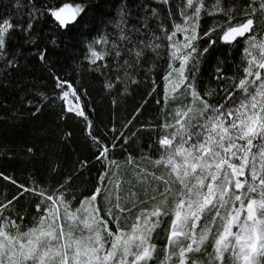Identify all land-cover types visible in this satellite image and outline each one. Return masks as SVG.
Wrapping results in <instances>:
<instances>
[{
    "label": "snow or ice",
    "instance_id": "1",
    "mask_svg": "<svg viewBox=\"0 0 264 264\" xmlns=\"http://www.w3.org/2000/svg\"><path fill=\"white\" fill-rule=\"evenodd\" d=\"M162 2L167 3V0ZM220 2L221 0H216V11L223 12L230 23L233 8H221ZM255 2L256 0H250L249 7ZM202 7V0H186V8L192 10L191 14L182 12L185 22L175 24L170 34L165 30L163 37L172 42L177 33H185L182 42L177 40L170 44L172 63L164 77L166 82L174 84L171 92L166 84L165 100L181 101V106L175 109L173 123L165 121L161 125L163 129L171 128L173 131L157 141L160 155L151 161L155 166H163L167 176L174 178L181 186L179 192L174 194L171 213L174 218L170 223L167 246L178 251L169 252L161 264H167L173 256L177 257L178 264H189V261L190 264H201L189 254L201 253L210 237H213L212 252L205 250L208 264H224L226 254L231 264H264V36L257 39L258 34L253 33L252 18L260 11L264 19V0H259V8H252L251 13L246 9L243 11V15L249 16L246 22L228 27L219 24L199 37L197 29ZM35 11L34 9L30 14L33 18ZM82 11L80 6L64 4L57 10H51L50 15L60 26H66ZM190 21L194 23L190 25ZM12 27L7 21L0 22V60L5 57V34ZM31 27L29 22L24 31L28 32ZM189 27L190 35L187 34ZM217 27L225 28L219 39L226 43H232L246 33H253L246 39L243 76L238 82L234 77L230 78L234 90L227 93L224 102L219 105L208 102L206 97L213 95L212 92L201 96L195 87L199 60L217 42L215 38H211ZM204 37L209 38L206 47L201 49L198 44L193 46V41ZM120 39L129 37L122 35ZM95 43L107 44V37H101ZM160 46L156 44L152 47L155 50ZM112 48L115 55L119 56L120 51L115 43ZM89 49L92 63L109 54L97 52L93 45H89ZM45 52L46 50L39 54L42 62L45 60ZM135 55L139 57L141 52H136ZM177 61L179 66L175 67ZM186 71L189 75H185ZM173 73L175 77L170 80ZM55 79L56 87L63 90V99L66 100L71 92L79 100L69 82L59 77ZM217 79L224 77L221 75ZM236 92L240 95L236 96ZM187 97L191 98L190 101H186ZM68 103L71 104V101ZM197 104L202 107H197ZM67 111H75L76 115L87 121L84 111L78 109V105L68 107ZM88 126L90 127V123ZM89 135L92 142L98 145L96 159L103 160L106 164L94 192L84 197L79 207L72 210L71 201L64 199L65 193L60 189L55 190L52 195H46L44 189H31L42 197L41 204L46 201L51 203L46 204L45 212L36 225L24 232L20 231V225L15 220L4 215L7 205H0V264H149L153 259L156 246L151 243V234L159 227L161 216L169 213L158 204L151 211L142 209L129 231L120 228L121 215L131 212L138 202L144 201H138L133 192L130 193L133 197L132 207L121 205L120 181H113L109 177L112 166L119 168L117 162L108 157L116 145L113 143L106 146L99 138L91 133ZM124 139L126 143L127 138ZM127 162L133 164V158L129 156ZM86 166L87 162H82L81 167ZM136 167L139 168V165ZM134 174L138 183H146L149 176L162 182L164 188L159 194L163 200L160 204H166L171 186L164 175L157 176L146 169L134 171ZM106 178L108 185L114 184L115 196L105 185ZM69 180L70 178L65 180V184ZM20 187L24 192L30 191L23 185ZM60 188H64V185H60ZM155 191L153 188V192ZM145 194L147 195V190ZM101 196L109 205L105 208V214L116 225L115 232L109 227L108 220L100 214L101 210L96 202ZM113 199L115 203H112ZM150 199L155 201L156 196L152 195ZM39 208L38 204V211ZM113 209L117 210V214H113ZM206 217L209 219H205ZM202 219L203 225L200 223ZM9 227L15 229L16 235L6 230ZM233 228L236 230L233 231ZM25 237L28 238L26 243L22 242ZM182 240L190 242L185 245L181 243Z\"/></svg>",
    "mask_w": 264,
    "mask_h": 264
},
{
    "label": "trees",
    "instance_id": "2",
    "mask_svg": "<svg viewBox=\"0 0 264 264\" xmlns=\"http://www.w3.org/2000/svg\"><path fill=\"white\" fill-rule=\"evenodd\" d=\"M56 2L57 0H0V13L13 12L15 20L14 16H17L21 10L28 15L36 10L34 29L30 30L29 35L14 32L15 35L12 36L14 41L9 35L8 49L4 52V59L0 60L2 69L0 72V174H2L0 205H7L4 215L15 220L20 225L21 232L35 226L40 216L44 214L46 204L51 203L46 201L41 204L42 197L31 189H44L46 195H52L55 190L60 189L65 193L64 199L71 201L72 210L79 207L84 197L94 192L106 164L105 161L96 159L98 145L92 142L89 133L99 138L106 146H111L118 139L131 136L150 154L155 153L160 137L158 122L161 118V100L165 90L164 77L169 72L172 49L171 42L163 39L166 34L164 31L160 39L156 37H160V25L163 29L162 25L173 23L172 12L161 9L160 12L154 13L151 10L153 2L148 0L144 3L142 0H82L84 9L77 19L67 23L66 26H60L59 22L50 15V11L57 5ZM235 3L232 7L236 6ZM249 3L250 0H242L240 7L242 5V9H246L249 13L252 12V8H259V3H253L251 7ZM118 4L123 21L131 17L135 19L132 24L134 30L130 32L128 27H119L124 29L123 32L129 37L125 41H119V38L115 40L116 45L123 47L121 59L115 57L113 50L105 68L90 69L85 59L80 58V53L84 49L79 39L83 35L86 37L92 30H99L106 20L108 24L111 20L115 22ZM149 4L151 8L147 9ZM233 12L232 15L237 16ZM41 13L44 14L42 19L35 21L38 15H42ZM175 13L178 15V11ZM3 16L1 15L0 18ZM252 17L255 18L256 25L260 26L259 28L254 25L255 33L260 35L264 31L262 13L257 11ZM27 19L28 16L24 24ZM44 22L47 23V27ZM228 23V18L223 12L204 14L199 19L198 36L203 37L205 32L219 24L227 27ZM50 25L56 33L55 43L47 35V31H52ZM108 28H111V25ZM224 30L225 28L217 27L216 31L212 32L211 38H215L217 42L200 58L195 81L196 89L201 96L206 92L213 93L206 98L210 104L216 105L223 103L226 94L234 90L230 78L234 77L238 82L243 76V55L246 48L243 37H237L232 43L221 41L219 36ZM116 35L121 37L123 33L118 29ZM46 36H49L50 40ZM29 37L36 39L40 37L36 47L31 45ZM106 37H108L107 33ZM208 39L204 37L196 42L203 49L207 46ZM156 44L161 46L153 50L152 46ZM44 50H46L45 60L42 62L39 54ZM119 51L122 50L119 48ZM136 52H141V55L137 57ZM9 61L12 63L10 64ZM125 61L128 63L125 64ZM68 68L73 69V77L79 80L77 88L73 90L80 97L87 121L84 117L76 115L75 111H67L69 106L67 100L62 98L61 89L53 92L54 72L67 74ZM76 69L83 73L77 76ZM217 69L220 71L218 72ZM221 75L224 79H217ZM154 97L159 103L154 101ZM113 151L109 152L108 157L110 154L113 155ZM82 162H87V166L81 167ZM112 174L111 170L109 177H112ZM4 177L10 179L6 180ZM68 178L70 180L65 184ZM168 181L171 194L168 195L166 204H160L163 197L159 193L164 185L134 186L124 179L121 191L119 189L122 206L132 207L133 197L130 193L133 192L136 193L138 201H144L138 202L131 212L121 215L120 228H124V224L133 220L142 209L151 211L158 204L169 213L161 216L159 227L151 234V243L156 246V250L149 264H161V261H164L168 253L173 250L167 246L174 194L178 192V188L173 180ZM62 184L64 188H60ZM21 185L30 191L24 192ZM153 188L156 189L155 192ZM152 195L156 196L155 201L150 199ZM16 197L18 198L14 199ZM96 203L101 210V216L108 220L109 227L115 232L116 225L105 214L107 205L102 202L101 197H98ZM112 203H115L114 199ZM113 214H117L116 209H113ZM200 223L203 225L204 220L202 219ZM65 225L67 228L66 223ZM6 230L16 234L15 229L11 227ZM212 239L213 237L209 238L201 253L189 255L198 259L201 264H208L205 250L208 253L212 252ZM167 264H178L177 257L173 256ZM224 264H231L227 254Z\"/></svg>",
    "mask_w": 264,
    "mask_h": 264
},
{
    "label": "rangeland",
    "instance_id": "3",
    "mask_svg": "<svg viewBox=\"0 0 264 264\" xmlns=\"http://www.w3.org/2000/svg\"><path fill=\"white\" fill-rule=\"evenodd\" d=\"M81 1L82 0H80V1L79 0H57V2H56L57 5L54 6L55 8L53 10L59 9L64 4H70L73 7L80 6V7H82L84 9V4ZM148 1H150L151 3L153 2V5H151L152 6L151 10L154 13H156V11L160 12V10L163 9L165 11L167 10L169 12H172V14H173V19H174L173 23H171L169 25H166V24L162 25L163 29H162L161 25L158 22H155L158 25H160L159 26V30H161V32H159L160 38H161L162 31L165 32V30H167V33L170 34L171 31L174 30L175 24H183L185 22L184 16L181 14L182 12L191 14V11H192L191 9L186 8V0H167V3L162 2V0H148ZM241 1L242 0H233L231 2V0H221L220 7L221 8H225V9L228 8L229 6L232 7V4L236 2L235 3L236 6L232 7V8H235L233 10L234 11L233 13L236 14L237 16L232 15L233 19L230 22V24L228 23L229 25L228 24L226 25L227 27L228 26H235L238 23L246 22V20L249 18V16L243 15L244 8L242 9V5L240 7V2ZM142 2L144 3L145 0H142ZM202 2H203V7L201 9L200 17L202 15H204V14H207L208 12H212V13L217 12L216 11V7H215L216 6V0H202ZM255 3H259V0H256ZM119 4L116 6V13H115L116 14V21L115 22H114V20H111L110 24H108L109 22L106 20V21H104L105 22L104 25L101 26L99 30H94V31L92 30V32H90L86 37H85V35H83V37L79 39V41L83 45V49H84V51H82V53H80V58L85 59L87 64L90 66V69L99 68V67H101V69L105 68L107 63H108L109 57L112 56V51H113L112 44L115 43V40L117 38H119V41L127 40V39L121 40L120 36L117 37L116 33H117L118 29L121 31V33H123V36H127L128 37V34L123 32L124 29L121 30V28L117 27L118 24L121 25V26H124L126 28L128 27L130 32H133V30H134V28L132 27V24L135 22V19L131 17V18H128V20L123 21V18H122L123 15L121 14V12H119V8H120ZM150 8L151 7H150V4H149V6H147V9H150ZM175 11H178V15H177V13H175ZM17 14H18L17 16H14V17H16V20H15V18H13V15H14L13 12L5 11L3 14L0 13V16L4 15L2 18H0L1 21H7V22H9L10 24L13 25V27L9 30V32L5 34L4 52L8 49L9 39H10L9 35L12 38V36L15 35L14 32H16V31L17 32H23V34H25V35H29L30 30H33L34 27H35V23H33L34 22V18L33 17H31L30 15H28L26 13L24 14V12L22 10L20 12H18ZM41 14L42 15H38L35 18V21H37L39 19H42L44 14L43 13H41ZM78 15H77V17H78ZM157 15H158V13H157ZM27 16H28L27 22H26V24H24V20H25V18ZM77 17H76V19H77ZM121 18H122V22L120 23ZM252 18L254 19V25H256L257 22L255 21V18L254 17H252ZM156 21H158V20H156ZM29 22H31L32 27H31V29L28 32H25L24 29L27 28V25L29 24ZM72 22L73 21H69L68 23H72ZM188 23L191 25L192 23H194V21H190ZM43 24L46 27L48 26V25H46L47 23H45V22ZM109 25H111V28H108ZM127 25H130V26H127ZM50 26L52 27V31H50V30L47 31L48 32L47 35H49L51 37V39L53 41H55L54 36H55L56 33L53 30V26L52 25H50ZM257 26H259V25L257 24L256 27ZM259 28H260V26H259ZM106 33L108 34V37H107L108 43L107 44L95 43L96 41L100 40L101 37H106ZM253 33H255L254 27H253ZM253 33H246L245 34V36L243 37L244 41H245V44H246L247 37L249 35H252ZM187 34L188 35L191 34V27H189V30H188ZM222 34L223 33L220 34L219 38L222 36ZM184 35H185V33H177L176 37H174V41H172L171 43H173V42H175L177 40L182 42L183 39H184ZM49 36L48 37L46 36V38L50 40ZM261 36H264V31H262V33L260 35H257V39H259ZM25 37H27V36H25ZM29 38H30V41H31V45L36 47L38 41L40 40V37H38L37 39L35 37L34 38L29 37ZM46 38H44V39H46ZM12 40L14 41L15 39L12 38ZM196 41H193V46L197 45ZM89 45H93V48L97 52H101V53L107 52L109 54L105 55L103 59L97 60L96 63H92L91 62V50L89 49ZM117 47H118V49L120 48L122 51L120 52L119 56H115V57L118 58V59H121V57H122L121 55L123 54V47L121 45L120 46L117 45ZM246 47H247V44H246ZM73 52L76 53L75 51H73ZM171 63H172V60H171ZM174 66L178 67L179 66V61L175 62ZM190 66L191 65L189 64L188 67H190ZM1 71H2V69L0 67V72ZM68 71H69L70 74L69 73H67V74H61L60 73L59 74V73H55L54 72V77H53L54 78V83H53V92L54 93L56 91H58V88L56 87V79H55V77H59L63 81H68L72 85V89L73 88H77L76 86L78 85L79 80L76 79L75 77H73V69L68 68ZM76 71H78L77 76H80L83 73V71H81V70H77L76 69ZM198 71H199V63H198ZM198 71L196 72V78H197ZM101 72H104V70H101ZM185 75H189V73L186 71ZM174 77H175V73H173V77H170L169 79L172 80ZM195 81H196V79H195ZM176 82H178V79L176 80ZM166 84H167V87H168V91L171 92L172 88L174 87V84H171V83H168V82L165 81V88H166ZM64 90H67V88H65ZM239 95H240V93L237 92L236 96H239ZM76 96H78L77 93H76ZM154 99H155L154 101L157 103V98L154 97ZM190 99H191L190 97H187L186 101H190ZM66 100H67V104H68L69 107H75V106L78 105V109H82L81 102H80V97H79V100L77 101L72 96V94L70 92V95H69V97ZM69 101H71V104L68 103ZM161 101H162V103H161V118H160V120L158 122L159 123L158 124L159 125L158 133H159V136H160L159 139L162 136L167 135V134H169V133H171L173 131V129H171V128L165 130V129H163L161 127V125L165 121H167L169 123H173L174 122L175 109L178 106H181V101H173L171 99L165 100V90L163 92V97H162ZM197 107H202V106L197 104ZM194 122L195 121H193V123ZM120 140L121 139H118V141L115 142L116 147L113 149L114 150L113 151V155L111 156V154H110V156H109V160H115L117 162V164L119 165V168H117L115 165L112 166L111 170H112L113 174L115 173V175L112 174L111 178L113 179V181H116V180L120 181V191H121L122 181H124V179H126L127 181L133 183L132 185H134V186H143V187H145V186H149V185H152V184L164 185L160 181L153 180L151 178V176H149L147 178V182L146 183H138L136 178H135L134 171L135 172H139L140 169H146L148 172L155 173L157 176L164 175L165 179H167V180L170 179V180L174 181V178L167 176L166 169H164L163 166H155L151 162L152 160L159 158L160 152L158 151V149H159V145L158 144H156L157 146L155 148V153L150 154V153H148V151H145L142 148V146H140L139 142H137L136 140L134 141L133 137H131V136L129 138H127V142L126 143H125V139H122L121 141ZM129 156H131L133 158V161H134L133 164H131V165L128 164V162H127ZM136 165H139V168H137ZM241 179H244V178L241 177ZM105 185H107V187L110 188L113 191V195L115 196L116 189H115L114 184L108 185V183L105 182ZM176 185H177L178 192H179L181 186L178 183H176ZM245 190H246V188H245ZM101 198H102V196H101ZM97 202H98V198H97ZM102 202L105 203V205H107L103 198H102ZM245 203H247V201H245ZM107 206H109V205H107ZM60 211H61V214H63V209L62 210L60 209ZM173 218L174 217L172 215V219ZM135 219H136V217H134L133 220L127 221L126 224L123 223L124 224V228H122V229H124L125 231H129L130 228H131V225L135 222ZM47 223L48 222L46 221L45 227H47ZM235 230L236 229L233 228V231H235ZM65 231H67L66 225H65ZM77 234H79V233H77ZM12 235H16V234H12ZM27 239L28 238L25 237L22 242L26 243ZM185 242L186 241H183V240L181 241L182 244L185 243ZM174 250L175 249H173L172 251H174ZM129 259H131V258H129Z\"/></svg>",
    "mask_w": 264,
    "mask_h": 264
}]
</instances>
